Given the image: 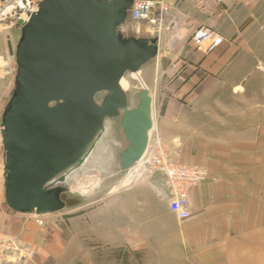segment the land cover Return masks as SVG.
<instances>
[{
	"label": "water",
	"instance_id": "1",
	"mask_svg": "<svg viewBox=\"0 0 264 264\" xmlns=\"http://www.w3.org/2000/svg\"><path fill=\"white\" fill-rule=\"evenodd\" d=\"M133 1L40 0L16 24V74L0 121L4 200L14 212L66 213L88 200L94 191L72 194L55 184L83 165L106 120H118L126 141L121 170L145 153L151 98L143 88L129 109L120 82L155 60L158 45L136 36Z\"/></svg>",
	"mask_w": 264,
	"mask_h": 264
},
{
	"label": "crops",
	"instance_id": "2",
	"mask_svg": "<svg viewBox=\"0 0 264 264\" xmlns=\"http://www.w3.org/2000/svg\"><path fill=\"white\" fill-rule=\"evenodd\" d=\"M263 11L264 0H206L200 10L191 0L172 3L174 24L167 22L158 36V58L151 70L153 83L146 86L152 104L158 106L161 129L175 126L202 94L222 81L244 46L247 26ZM199 27L222 37V43L208 54L196 50L190 39ZM154 124L153 118V128ZM204 147H195V154L192 146L188 151L180 147L171 156L172 162L200 166L207 173L205 180L187 194L188 218L179 221L169 213L166 188L156 175L148 192L157 195V211L148 201L135 214L133 209L126 212L130 223L135 215L141 224L151 218L152 226L144 230L142 224L134 230L126 225V245L135 250L156 249L153 264H264V145L254 144L248 152L241 151L239 143ZM46 216L16 213L6 205L0 152V234L11 239L23 257L0 264H49L64 252L60 226L48 220L42 225L36 222ZM154 232L164 235L148 241Z\"/></svg>",
	"mask_w": 264,
	"mask_h": 264
},
{
	"label": "rangeland",
	"instance_id": "3",
	"mask_svg": "<svg viewBox=\"0 0 264 264\" xmlns=\"http://www.w3.org/2000/svg\"><path fill=\"white\" fill-rule=\"evenodd\" d=\"M167 22H172L170 26L174 24L171 15L160 30L147 23H133V29L137 37L156 39L158 44V36L168 26ZM19 36L16 25H0V121L13 90L14 53ZM242 44L244 46L222 75V81L202 94L175 126L161 129L158 106L151 102V118L155 124L148 134V142L156 136L161 139L170 152V160L180 147L188 151L192 146V154H195V147L205 149L204 146L212 143H239L244 152L251 150L254 144L264 145V11L255 23L247 26ZM157 58L139 72L125 74L121 80L129 109L136 107L139 92L153 83L151 70ZM96 100L100 102L101 96ZM117 124V119L106 120L105 130L85 158L86 163L69 171L64 183L55 184L68 188L72 194L76 191L86 194L94 191V194L69 212L45 215L46 219H41L42 224L48 220L60 226L64 238V252L57 259H50L49 264L154 263L151 257L156 256V249H130L125 243L124 230L126 225L134 230L142 224L144 230L151 228V218L141 224V219L134 215L130 223L126 212L133 209L135 214L136 210L145 208L148 201L157 211V195L148 192L156 174L147 170L143 160L129 170L120 169L119 153L125 148L126 141ZM0 152L3 153L1 142ZM158 228L156 226L154 230ZM153 235L147 236V240L155 241L164 234L154 232ZM168 251L172 252L166 249Z\"/></svg>",
	"mask_w": 264,
	"mask_h": 264
},
{
	"label": "built area",
	"instance_id": "4",
	"mask_svg": "<svg viewBox=\"0 0 264 264\" xmlns=\"http://www.w3.org/2000/svg\"><path fill=\"white\" fill-rule=\"evenodd\" d=\"M39 0H0V25L25 22L35 11ZM176 0H134L130 9L132 23H147L160 30L169 18L172 3ZM235 1V0H231ZM196 9H203L206 0H191ZM196 50L208 54L215 50L221 43L222 37L212 30L199 27L191 37ZM161 139L157 136L149 143L143 155V165L152 174L159 175L164 181L167 192V208L177 220L188 218V192L203 182L207 176L205 169L196 165L178 164L170 160V152ZM42 224L41 219H36ZM15 243L0 234V262L11 259L18 262L21 259Z\"/></svg>",
	"mask_w": 264,
	"mask_h": 264
},
{
	"label": "bare ground",
	"instance_id": "5",
	"mask_svg": "<svg viewBox=\"0 0 264 264\" xmlns=\"http://www.w3.org/2000/svg\"><path fill=\"white\" fill-rule=\"evenodd\" d=\"M39 1H40V0H39ZM39 1H38V2H39ZM38 2H37L36 5H35V11H36V9H37ZM35 11H34V12H35ZM25 22H26V21H25ZM25 22H23V23H25ZM15 72H16V68H15ZM120 84H121V83H120ZM121 87H122V86H121ZM148 95H149V93H148ZM150 98H151V97H150ZM151 102H152V100H151ZM151 119H152V118H151ZM152 127H153V122H152ZM149 133H150V131H149ZM149 133H148V134H149ZM148 141H149V135H148ZM0 142H1V141H0ZM147 147H148V144H147ZM146 149H147V148H146ZM145 152H146V150H145ZM144 154H145V153H144ZM144 154H143V155H144ZM142 157H143V156H142ZM141 159H142V158H141ZM141 159H140L136 164H138V163L141 161ZM136 164H134L133 167H134ZM133 167H131V168H133ZM131 168H130V169H131ZM67 174H68V173H66V176H67Z\"/></svg>",
	"mask_w": 264,
	"mask_h": 264
}]
</instances>
